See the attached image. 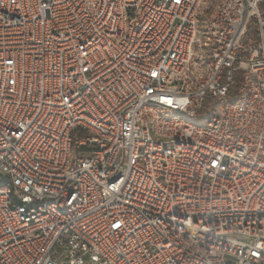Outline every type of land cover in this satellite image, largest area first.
I'll list each match as a JSON object with an SVG mask.
<instances>
[{
	"label": "built area",
	"instance_id": "built-area-1",
	"mask_svg": "<svg viewBox=\"0 0 264 264\" xmlns=\"http://www.w3.org/2000/svg\"><path fill=\"white\" fill-rule=\"evenodd\" d=\"M0 264H264V0H0Z\"/></svg>",
	"mask_w": 264,
	"mask_h": 264
}]
</instances>
